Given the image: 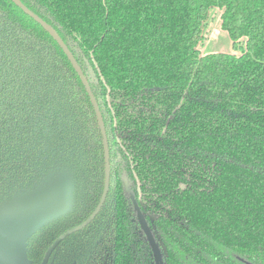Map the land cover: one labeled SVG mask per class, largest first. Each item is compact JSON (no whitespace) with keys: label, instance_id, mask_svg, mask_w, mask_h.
<instances>
[{"label":"trees","instance_id":"16d2710c","mask_svg":"<svg viewBox=\"0 0 264 264\" xmlns=\"http://www.w3.org/2000/svg\"><path fill=\"white\" fill-rule=\"evenodd\" d=\"M20 1L84 72L111 154L101 213L49 264H156L132 196L161 264H264V0ZM214 12L238 54L201 53ZM54 160L77 203L31 238L32 264L100 204L104 138L59 44L0 0V203Z\"/></svg>","mask_w":264,"mask_h":264},{"label":"water","instance_id":"95a60500","mask_svg":"<svg viewBox=\"0 0 264 264\" xmlns=\"http://www.w3.org/2000/svg\"><path fill=\"white\" fill-rule=\"evenodd\" d=\"M28 16L39 23L59 44L64 53L71 61L74 69L79 74L92 103L95 107L99 124L104 137L105 157H106V187L100 206L89 220L81 226L74 228L62 235L49 248L42 264H48L55 249L74 233H77L91 224L100 213L106 201L110 189L111 177V156L104 120L99 105L94 97L91 86L58 33L44 20L30 11L20 0H11ZM74 182L71 175L66 172L60 173L57 177L47 178L30 191L18 192L11 199L0 203V264H32L29 259L28 246L31 238L41 229L50 223L70 214L74 208ZM134 206L138 214L140 224L148 238L153 250L156 264H161L162 253L156 242L146 217L142 213L139 205L133 198Z\"/></svg>","mask_w":264,"mask_h":264},{"label":"flooded vegetation","instance_id":"af4514ba","mask_svg":"<svg viewBox=\"0 0 264 264\" xmlns=\"http://www.w3.org/2000/svg\"><path fill=\"white\" fill-rule=\"evenodd\" d=\"M69 59V58H68ZM84 73V72H83ZM79 75V74H78ZM88 80V79H87ZM82 81V80H81ZM89 82V81H88ZM90 84V83H89ZM84 85V84H83ZM86 89V88H85ZM92 89V88H91ZM87 91V90H86ZM93 92V91H92ZM88 93V92H87ZM89 95V94H88ZM95 97V96H94ZM91 98V97H90ZM96 99V98H95ZM92 101V100H91ZM97 101V100H96ZM98 103V102H97ZM93 104V103H92ZM94 106V105H93ZM100 108V107H99ZM94 109H95V107H94ZM96 111V110H95ZM101 111V110H100ZM97 114V113H96ZM97 118H98V116H97ZM104 120V119H103ZM99 121V120H98ZM105 124V123H104ZM100 125V124H99ZM101 128V127H100ZM106 128V127H105ZM101 132H102V130H101ZM106 134H107V132H106ZM102 135H103V133H102ZM104 138V137H103ZM107 138H108V136H107ZM109 143V142H108ZM104 147H105V145H104ZM110 149V148H109ZM110 156H111V154H110ZM105 160H106V157H105ZM46 158H44V161H43V165L45 166L46 165ZM57 161H53L52 162V164L51 165H48V169H47V172H46V170L43 168L42 170H44L43 172H41V171H39L37 174H36V176H34V178L32 179V182L31 183H28L27 184V188L28 189H26L25 191H30V190H32V189H35V187H37V186H39L40 184H42V182L44 181V180H46L47 178H50V177H57L60 173H62V172H66V173H68L69 175H71V177H72V180H73V182H74V187H75V192H74V201H75V205L74 206H76V203H77V184H76V179H75V176H74V174L72 173V171H71V169H69V167H67V165H64V164H58V163H56ZM110 164H111V161H110ZM105 187H106V180H105ZM110 187H111V177H110ZM18 192H21V190H16L15 192H14V194L13 195H16ZM104 192H105V189H104ZM104 192H103V195H104ZM109 192H110V189H109ZM109 192H108V195H109ZM12 195V194H11ZM103 195H102V198H103ZM108 195H107V198H108ZM13 197V196H12ZM102 198H101V201H100V204H101V202H102ZM107 198H106V201H107ZM133 198L135 199V201L137 202V204L139 205V203H138V201L136 200V198H135V196H132V203H133V207H134V210H135V212H136V209H135V206H134V202H133ZM11 199V198H10ZM6 200H9V199H6ZM5 201V200H4ZM106 201H105V203H106ZM105 203H104V205H105ZM100 204L98 205V207L100 206ZM97 207V208H98ZM104 207V206H103ZM139 207H140V205H139ZM97 208H96V210H97ZM74 209V208H73ZM103 209V208H102ZM102 209H101V211H102ZM140 209H141V211H142V213L144 214V216L146 217V215H145V213H144V211L142 210V208L140 207ZM95 210V211H96ZM95 211L93 212V214L95 213ZM101 211H100V213H101ZM99 213V214H100ZM92 214V215H93ZM98 214V215H99ZM69 215V214H68ZM92 215L89 217V218H91L92 217ZM98 215H97V217H98ZM67 216V215H66ZM66 216H63V217H66ZM136 216H137V219H138V214H137V212H136ZM62 217V218H63ZM96 217V218H97ZM89 218L87 219V220H89ZM95 218V219H96ZM61 219V218H60ZM60 219H58V220H60ZM58 220H56V221H58ZM86 220V221H87ZM146 220H147V222H148V219H147V217H146ZM56 221H54V222H52V223H50L49 225H47V226H45L43 229H41L40 231H43L45 228H48L49 226H51V224H54ZM85 221V222H86ZM95 221V220H94ZM93 221V222H94ZM138 221H139V219H138ZM85 222H83L82 224H84ZM92 222V223H93ZM91 223V224H92ZM139 223H140V221H139ZM81 224V225H82ZM91 224H89V225H91ZM81 225H79V226H81ZM88 225V226H89ZM141 225V224H140ZM148 225H149V227H150V222H148ZM79 226H77V227H79ZM87 226V227H88ZM77 227H75V228H77ZM86 227V228H87ZM141 228H142V226H141ZM151 228V227H150ZM72 229H74V228H72ZM72 229H70V230H72ZM85 229V228H84ZM83 229V230H84ZM70 230H68L67 232H69ZM142 230H143V228H142ZM151 230H152V228H151ZM39 231V232H40ZM82 231V230H81ZM67 232H65L64 234H66ZM80 232V231H79ZM143 232H144V230H143ZM152 232H153V230H152ZM78 233V232H77ZM64 234H62V235H64ZM74 234H76V233H74ZM73 234V235H74ZM144 234H145V232H144ZM61 235V236H62ZM153 235H154V237H155V239H156V236H155V234H154V232H153ZM60 236V237H61ZM72 236V235H71ZM70 236V237H71ZM145 236H146V234H145ZM60 237H58L56 240H58ZM69 238V237H68ZM68 238H66V239H68ZM146 238H147V236H146ZM65 239V240H66ZM55 240V241H56ZM64 240V241H65ZM147 240H148V238H147ZM55 241L53 242V244L55 243ZM64 241H62V242H64ZM149 242V241H148ZM156 242H157V240H156ZM52 244V245H53ZM150 244V243H149ZM51 245V246H52ZM50 246V247H51ZM60 246V245H59ZM58 246V247H59ZM49 247V248H50ZM57 247V248H58ZM56 248V249H57ZM56 249H55V251H56ZM152 249V248H151ZM49 250V249H48ZM48 250H47V252H48ZM161 250V249H160ZM54 251V252H55ZM46 252V253H47ZM54 252H53V254H54ZM152 252H153V250H152ZM161 253H162V251H161ZM53 254H52V256H53ZM153 255H154V253H153ZM46 256V255H45ZM52 256H51V258H52ZM45 258V257H44ZM51 258H50V260H51ZM155 258V257H154ZM44 260V259H43ZM50 260H49V262H50ZM43 263V262H42ZM156 263V262H155ZM49 264V263H48ZM74 264H76V263H74Z\"/></svg>","mask_w":264,"mask_h":264},{"label":"rangeland","instance_id":"374dc122","mask_svg":"<svg viewBox=\"0 0 264 264\" xmlns=\"http://www.w3.org/2000/svg\"><path fill=\"white\" fill-rule=\"evenodd\" d=\"M214 21H209L205 34V42L199 47L203 55L210 53H237L233 49L232 41L229 35L221 28V19L219 12L212 13ZM238 54V53H237Z\"/></svg>","mask_w":264,"mask_h":264}]
</instances>
